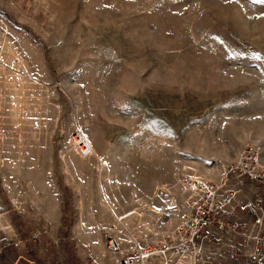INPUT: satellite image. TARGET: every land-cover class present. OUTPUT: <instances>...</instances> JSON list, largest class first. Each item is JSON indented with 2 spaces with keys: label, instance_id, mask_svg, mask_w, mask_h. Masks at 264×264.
<instances>
[{
  "label": "rangeland",
  "instance_id": "1",
  "mask_svg": "<svg viewBox=\"0 0 264 264\" xmlns=\"http://www.w3.org/2000/svg\"><path fill=\"white\" fill-rule=\"evenodd\" d=\"M254 143L264 0H0L6 264H117L108 241L125 258L170 234L182 176L217 181Z\"/></svg>",
  "mask_w": 264,
  "mask_h": 264
},
{
  "label": "built area",
  "instance_id": "2",
  "mask_svg": "<svg viewBox=\"0 0 264 264\" xmlns=\"http://www.w3.org/2000/svg\"><path fill=\"white\" fill-rule=\"evenodd\" d=\"M71 141L79 158L94 159L99 172L105 168L84 131H74ZM178 185L180 224L157 242L134 244L133 253L117 264H264V154L259 144L246 145L217 181L182 176ZM15 248L0 247V264ZM120 248L114 240L107 242L112 255Z\"/></svg>",
  "mask_w": 264,
  "mask_h": 264
},
{
  "label": "bare ground",
  "instance_id": "3",
  "mask_svg": "<svg viewBox=\"0 0 264 264\" xmlns=\"http://www.w3.org/2000/svg\"><path fill=\"white\" fill-rule=\"evenodd\" d=\"M258 129L262 130L263 128L261 126H258ZM261 132V131H260ZM159 190V188L157 189V191ZM117 257V261L119 262V258H123L121 256V253H119V255H115Z\"/></svg>",
  "mask_w": 264,
  "mask_h": 264
}]
</instances>
